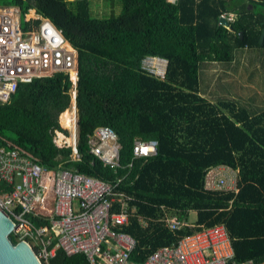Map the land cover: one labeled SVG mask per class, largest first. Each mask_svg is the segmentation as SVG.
Instances as JSON below:
<instances>
[{"label":"trees","instance_id":"1","mask_svg":"<svg viewBox=\"0 0 264 264\" xmlns=\"http://www.w3.org/2000/svg\"><path fill=\"white\" fill-rule=\"evenodd\" d=\"M119 1V16L99 19L91 16L89 0H0V8L19 9L23 21L31 12L50 21L78 51L80 158L55 143L57 132L69 136L61 124L72 132L68 143L77 137L76 109L65 112L73 81L63 72L22 82L0 103V145L11 141L48 169L71 168L104 183L126 177L123 190L147 221L142 227L134 217L126 227L137 240L135 262L203 227L224 225L236 264H264L263 83L251 73L244 81L262 90L260 100L245 97L250 89L227 98V89L234 88L224 82L218 97V82H208L209 66L233 62L235 50L264 49V0ZM147 57L166 61L163 78L143 70ZM209 93L215 98H206ZM101 126L117 134L116 170L90 152L91 136ZM136 141L156 142V154L136 158ZM226 169L238 192L207 188L208 178ZM190 212L197 214L193 224ZM173 216L188 226L169 231L160 219ZM11 239L18 243L14 234ZM52 262L85 264V259L59 249Z\"/></svg>","mask_w":264,"mask_h":264},{"label":"built area","instance_id":"2","mask_svg":"<svg viewBox=\"0 0 264 264\" xmlns=\"http://www.w3.org/2000/svg\"><path fill=\"white\" fill-rule=\"evenodd\" d=\"M29 15L23 21L19 9L0 8V103H7L20 83L57 72L69 74L76 100L78 51L50 21L35 12L33 17ZM165 67L166 61L157 57L142 62L143 70L159 78L164 77ZM61 135L66 139L57 132L55 143L71 147L73 159H79L77 139L68 145L66 140L59 142ZM156 145L154 141H136L135 157L154 156ZM120 149L111 127L101 126L91 136V154L112 170L120 168ZM217 177L208 178L207 188L238 192L227 169ZM125 181L123 177L104 183L63 166L48 169L14 143L6 141L0 146V209L14 220L17 242L26 243L41 264H53L59 249L67 256L83 255L85 264H236L224 225L203 227L158 247L141 262L132 260L137 240L126 227L134 217L142 227L147 221L137 215L134 198L123 190ZM160 221L171 232L188 226L175 216Z\"/></svg>","mask_w":264,"mask_h":264},{"label":"rangeland","instance_id":"3","mask_svg":"<svg viewBox=\"0 0 264 264\" xmlns=\"http://www.w3.org/2000/svg\"><path fill=\"white\" fill-rule=\"evenodd\" d=\"M68 1L71 2L73 0H68ZM89 4H90L91 16L95 18H99V19H109V18L117 17L123 11L122 3L119 0H115V1L89 0ZM33 16H34V12L30 13L29 17L31 18ZM243 56H247V58H243ZM216 64L215 65L217 67V75L219 77H222V79L230 78L229 84L232 83L234 92L242 93L250 89L247 93H245L246 98L256 95V98H259L260 100H262L263 95H262L261 89H257L255 85L253 88L251 87V85H241L240 82L245 81V78L247 77V75H250L251 73L252 75L250 76H252L253 78H256L257 80L260 79V81L263 83V88H264V49H250L249 52H246L245 50L244 51L235 50L233 62L216 63ZM217 82L218 83H217V87L215 88V94H217L218 97H222L223 88H220L219 84L223 83V81L221 79L220 80L217 79ZM203 87H204V84H202V88ZM261 105L264 106V99ZM72 108L73 107H71L69 111H71ZM76 118L78 121L77 113H76ZM60 123H61V118H60ZM61 126L63 127L62 124ZM63 128L69 132V136L67 137V139L70 138L72 135L71 130L65 127ZM76 139L78 143V128H77ZM196 220H197L196 212H190L188 222L190 224H193L196 222Z\"/></svg>","mask_w":264,"mask_h":264},{"label":"water","instance_id":"4","mask_svg":"<svg viewBox=\"0 0 264 264\" xmlns=\"http://www.w3.org/2000/svg\"><path fill=\"white\" fill-rule=\"evenodd\" d=\"M221 22L229 27V22L226 19H221ZM263 39L264 30L260 36L261 43ZM14 230V220L0 209V264H41L36 253L26 243H13L11 236Z\"/></svg>","mask_w":264,"mask_h":264},{"label":"crops","instance_id":"5","mask_svg":"<svg viewBox=\"0 0 264 264\" xmlns=\"http://www.w3.org/2000/svg\"><path fill=\"white\" fill-rule=\"evenodd\" d=\"M212 66V68H210L209 70H210V73H209V75H208V82H216L217 81V79L218 80H220V79H222V77H219V76H217L216 74H215V69L217 68L216 67V65L215 64H213V65H210L209 67H211ZM229 80H230V78H225V79H222V81L223 82H225V83H227V85H228V83H229ZM224 83V84H225ZM240 84L241 85H246V84H244V81H241L240 82ZM72 89H73V87H72ZM73 90H71V106H70V108L71 107H74L75 108V106H76V100L74 99V97H73V92H72ZM227 91L228 92H226V97L227 98H234L235 96H236V92H234V91H232L231 92V90H228L227 89ZM240 93V92H239ZM224 96V97H225ZM206 98H215L211 93H209L207 96H206ZM76 99H77V96H76ZM69 108V109H70ZM69 109L68 110H66L65 112H67V111H69ZM73 109V108H72ZM76 109V113H77V107L75 108ZM64 112V113H65ZM63 113V114H64ZM63 114H61V116L63 115ZM61 116H60V118H61ZM61 124V123H60ZM63 128V127H62ZM77 128H78V126H77ZM64 129V128H63ZM57 134V133H56ZM72 136V135H71ZM63 140H67V137H66V139H65V137L64 136H59V142L61 143ZM5 141V140H4ZM6 142V141H5ZM8 142H11V141H8ZM65 142H67V141H65ZM12 143V142H11ZM68 143V142H67ZM72 143H68V145H71ZM57 145H58V143H57ZM0 146H5V145H0ZM58 146H60V145H58ZM76 159H78V158H76Z\"/></svg>","mask_w":264,"mask_h":264},{"label":"bare ground","instance_id":"6","mask_svg":"<svg viewBox=\"0 0 264 264\" xmlns=\"http://www.w3.org/2000/svg\"><path fill=\"white\" fill-rule=\"evenodd\" d=\"M164 63V62H163Z\"/></svg>","mask_w":264,"mask_h":264},{"label":"clouds","instance_id":"7","mask_svg":"<svg viewBox=\"0 0 264 264\" xmlns=\"http://www.w3.org/2000/svg\"><path fill=\"white\" fill-rule=\"evenodd\" d=\"M32 13V12H31Z\"/></svg>","mask_w":264,"mask_h":264}]
</instances>
